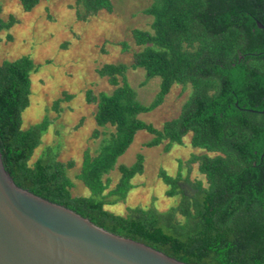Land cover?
Returning <instances> with one entry per match:
<instances>
[{
    "label": "trees",
    "instance_id": "16d2710c",
    "mask_svg": "<svg viewBox=\"0 0 264 264\" xmlns=\"http://www.w3.org/2000/svg\"><path fill=\"white\" fill-rule=\"evenodd\" d=\"M32 11L41 0H19ZM117 0H76L77 19L89 21L100 11L115 10ZM144 12L153 17L151 29L136 28L140 47L131 64L107 63L97 69L112 92H87L97 106L98 126L112 127L98 151L87 150L77 178L91 195H74L70 170L75 161H60L57 147L32 162L48 132L50 120L23 128L30 105L34 59L23 56L0 64V149L7 171L22 188L65 205L97 225L143 242L191 264H264V0H151ZM0 3L1 33L18 20H5ZM125 50L129 44L123 42ZM145 70V85L161 78L155 98L144 104L128 79L130 69ZM175 84L191 88L179 116L157 128L140 118L165 102ZM65 98L55 101L54 108ZM139 130L152 138L146 146L183 145L191 133L193 147L207 152L180 161L177 175L165 169L159 177L176 204L165 211L154 205L131 207L127 214L107 205L127 198L132 180L144 173L145 156L118 166L114 187L107 177L134 142ZM98 136V131L95 132ZM210 152L214 155L209 154ZM193 164L204 178H193ZM187 165V172H183Z\"/></svg>",
    "mask_w": 264,
    "mask_h": 264
},
{
    "label": "rangeland",
    "instance_id": "374dc122",
    "mask_svg": "<svg viewBox=\"0 0 264 264\" xmlns=\"http://www.w3.org/2000/svg\"><path fill=\"white\" fill-rule=\"evenodd\" d=\"M75 2L41 0L32 11L27 12L19 0H0L3 18L7 21L14 16L18 20L11 29L1 33L0 64L29 55L40 65V69L31 75V101L23 112V128L39 124L46 117L50 126L32 162L46 150L57 147L60 161H75L74 168L70 170L75 183L73 194L89 196L91 190L77 178L84 154L87 150L95 154L113 128L98 126L95 120L97 106L88 103L87 92H112L114 86L106 77H101L97 69L107 63L131 64L134 52L140 49L134 42L132 31L136 28L151 29L153 17L144 12L151 0H117L114 12L102 10L89 21H81L77 19L76 9L71 7ZM123 42L129 44V50L124 49ZM128 79L144 104H149L160 89V77L142 85L146 79L142 68L130 69ZM64 92L72 94L73 98L62 101L60 110H56L54 103L65 98ZM190 93V87L184 90L183 85L175 84L162 105L140 114V118L162 128L166 121L180 115ZM96 131L98 136H95ZM191 135L185 136L183 145L175 144L166 152L164 144L146 146L153 136L146 130H139L134 142L107 177L111 178V187H114L120 179L118 166L132 165L140 153L145 156L144 173L132 180L134 188L125 200L106 207L125 215L129 208L136 206L154 205L161 211L174 206L177 199L166 195L168 187L159 177V171L165 169L169 174L177 175L181 160L187 161L194 153L207 152L191 145ZM209 154L214 155L212 152ZM187 170V165H184L183 172ZM191 174L193 178H204L198 164H193Z\"/></svg>",
    "mask_w": 264,
    "mask_h": 264
},
{
    "label": "water",
    "instance_id": "95a60500",
    "mask_svg": "<svg viewBox=\"0 0 264 264\" xmlns=\"http://www.w3.org/2000/svg\"><path fill=\"white\" fill-rule=\"evenodd\" d=\"M0 264L191 263L111 232L20 187L7 171L0 149Z\"/></svg>",
    "mask_w": 264,
    "mask_h": 264
}]
</instances>
